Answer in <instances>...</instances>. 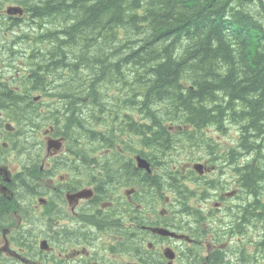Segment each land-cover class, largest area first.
<instances>
[{"label": "flooded vegetation", "instance_id": "1", "mask_svg": "<svg viewBox=\"0 0 264 264\" xmlns=\"http://www.w3.org/2000/svg\"><path fill=\"white\" fill-rule=\"evenodd\" d=\"M22 73L0 78L17 93ZM77 106L78 115L88 107ZM110 120L120 123L112 113ZM48 125L37 137L39 151L22 155L9 145L16 123L0 109V264H264V152L234 151L238 137L212 152L195 146L196 153L172 155L131 141V149L120 143L119 151L94 153L110 167L93 177L83 166L87 153L72 152L69 138ZM31 158L32 166L25 162Z\"/></svg>", "mask_w": 264, "mask_h": 264}, {"label": "trees", "instance_id": "2", "mask_svg": "<svg viewBox=\"0 0 264 264\" xmlns=\"http://www.w3.org/2000/svg\"><path fill=\"white\" fill-rule=\"evenodd\" d=\"M2 1L20 5L26 14L22 20L31 23V27L37 26L35 19L39 17L43 18V30H49L50 23L61 25L60 35L67 39L58 36L56 44L50 42L51 54L47 53L49 49L46 55L44 51L29 50L28 60L38 64L36 73H42L32 76L33 87L45 85L44 76L59 78V86L49 88L56 89L52 97L58 98L64 113L72 104L76 105L78 98L80 104L96 106L98 98L103 97L105 101L99 104L109 106L100 109L105 112L109 109L118 122L139 131L138 142L143 141L154 153H178V140L184 145H199L204 137L209 139L204 128L215 126L221 130L226 123L237 126V140L241 138L246 152L263 150L264 3L261 0ZM48 36L39 34V42ZM68 49H75L73 55ZM123 67L127 70L125 74L120 71ZM65 73L67 77L62 79ZM73 86L77 91L84 87V96L82 92L69 93ZM2 94L0 109L16 123V132L23 129L24 121L36 118L34 113L26 114L37 108L36 102L25 99V112L18 108L21 95L11 90ZM150 105H157L158 109L150 110ZM135 112L139 116L136 120L128 114ZM111 124L94 129L95 138H104L103 142L114 145L113 132L109 131ZM167 125H182L183 129L168 131ZM65 127L78 132L80 138L70 142L83 150L81 137L88 136L87 131L78 122L70 121ZM11 142L18 146L12 139ZM132 144L125 143L124 147L131 149ZM204 145L212 152L211 140L203 142ZM240 148L237 144L234 151ZM250 182L254 185L253 180Z\"/></svg>", "mask_w": 264, "mask_h": 264}, {"label": "bare ground", "instance_id": "3", "mask_svg": "<svg viewBox=\"0 0 264 264\" xmlns=\"http://www.w3.org/2000/svg\"><path fill=\"white\" fill-rule=\"evenodd\" d=\"M263 3L264 1L261 0ZM2 6V7H1ZM14 8H18L20 11L18 12H8V9H14ZM3 11V12H2ZM2 13H4L5 15H9V16H4L2 18H0V77H9L10 78V75L8 74H5V70H3V68L6 65V62H13L15 64V67H14V71H13V75L14 74H18V72H23L21 77H19L18 79H16L19 84L21 85L19 91H17V94L21 95L22 96V99H20V104H21V107H18L19 109H22L23 111H27V103L25 104L24 101L25 99H29L31 100L32 102H36V105H37V108L33 109V112L31 111L30 113H28L29 111L26 112V114H35L36 115V118L34 120H31V121H24L23 123V129L22 130H19L17 132V136L16 138L13 140L14 142H16V145L18 146H15L14 144H12V142H9V145H11V147L13 149H15V152L16 151H19V152H26L27 154H31L32 155H35L37 153V151H39V146L38 144L36 143L37 141V137H41L42 133L44 131H46V129L49 128V123H54V125L56 126L57 129H59V131L61 133H64L66 131V136L69 138L70 141L78 138L79 136H77V133H76V130H74L73 132L71 131V127L67 128L65 127V124L72 121V122H76L75 118H73V111L72 109H69L68 111H66L65 113L63 112L64 109L60 106H51L50 103H59L57 100L58 98L56 97L55 99H53L52 97V93L54 91H56V89H53V88H49V86H53V87H58L59 84H60V80L58 77H55L56 75H52L50 78L44 76V80H46V84L44 85V83H40L39 85H37V87H33L35 86V84L33 83V80L31 79L33 75H42L41 72L38 71V73H36V68L38 67V64L37 63H34V62H30L28 60V56L31 54L30 51L32 52H41L43 53L44 51V54H45V51L48 50L47 53H49L51 50L49 48V45L47 46L46 44H40L39 42V34L35 32V28H41L43 26L44 23H41L42 19L43 18H37L38 16H36L37 19H35L36 21V24L37 26L34 28V27H31L30 24L31 23H27V20H22L26 14H24L23 12V9L20 5L18 4H12V3H9L8 1H2L0 3V16L2 15ZM37 13V12H36ZM16 15H21L22 17H18ZM53 15V14H52ZM35 18V17H34ZM61 18V17H60ZM18 19V20H17ZM33 19V18H32ZM19 21V22H18ZM20 21L23 22V24H20ZM63 26V25H62ZM44 27V26H43ZM58 31H60V29L58 28L57 29ZM6 34H3L5 33ZM28 36H32L34 39H35V42L33 41L32 45H35L32 47V45L30 46H25L27 45L28 43L31 44V40L30 37L29 39L27 40L26 38ZM53 38L52 37H47V42L51 45V43H55L56 41H53L52 40ZM63 39H67V38H63ZM36 41L38 43H36ZM51 42V43H50ZM88 42V41H87ZM36 43V44H35ZM56 44V43H55ZM20 46H22V49H24L23 51H20ZM84 46V44H83ZM31 47V48H30ZM66 48V46H64ZM63 47V48H64ZM30 48V49H29ZM30 50V51H29ZM81 50V49H79ZM84 50V49H82ZM63 51V49H62ZM68 51V50H66ZM69 52V51H68ZM46 53V54H47ZM70 53V52H69ZM45 54V55H46ZM51 54V52L49 53ZM57 54H60V51L57 53ZM65 54V53H64ZM68 54V53H66ZM73 55V53H70ZM68 54V55H70ZM55 55V54H54ZM67 55V56H68ZM71 55V56H72ZM49 57V56H48ZM59 57V56H58ZM57 57V58H58ZM66 57V55H65ZM74 57V56H73ZM51 58V57H50ZM55 58V57H54ZM55 58V59H57ZM66 59V58H65ZM70 59V57L67 58V60ZM48 60V59H47ZM64 60V59H63ZM72 60V59H71ZM75 62V60H73ZM41 62V61H40ZM71 62V61H70ZM18 63L22 65V67H24V69H21L19 68L18 70V66H16ZM47 63V62H46ZM117 63V62H116ZM105 65V64H104ZM14 66V65H12ZM116 66V65H115ZM94 67V66H93ZM104 67V66H103ZM43 68V67H42ZM39 69V68H38ZM43 70V69H42ZM93 70V68H92ZM121 71V70H120ZM100 75V74H99ZM17 76V75H16ZM115 76V75H114ZM13 77V76H12ZM67 77V74L65 73L64 76H62V79H65ZM17 78V77H16ZM1 79V78H0ZM5 78H2L0 80V86L2 85V89L0 90V93L4 92V94L2 95H6L7 91H12V87L11 86H8L4 84L3 80ZM14 79V78H13ZM12 79V80H13ZM6 80V79H5ZM12 80H10L11 82H13ZM16 80L14 79V81L16 82ZM9 81V82H10ZM129 81V80H128ZM17 83V82H16ZM15 83V84H16ZM130 83V81H129ZM11 84V83H10ZM14 84V85H15ZM18 84V83H17ZM78 87V83H75ZM35 91V92H33ZM29 96L31 97V99L29 98ZM112 101V100H110ZM110 101L108 103H110ZM32 104V103H30ZM82 105V104H81ZM87 108H90L92 109V117L90 119V121L83 127L84 130L87 131L88 133V136H82L81 139L83 140V145H82V148L83 150H79V145H74L72 144V152H77V153H87L85 154L82 158V160L85 161V163H83V166L84 168H87L89 169V172L91 171L93 173V177H96L94 176L96 173H99V171L101 170V168H108L110 167L109 166H104L102 164L99 163L98 159L96 158L95 154L94 153H97V152H103V151H106V150H110V151H119L121 150L120 149V143H121V148H124V144L128 142H131L133 141L135 143L139 141V137L137 136L139 134V132L135 131V130H130V128L128 127V125L126 124H123V123H119V124H116V125H113L111 124V120H110V117H111V111L109 109H107V111L105 112L104 110L100 109L101 107H106L108 108L109 104L107 105H104V106H95L94 104H87ZM81 107V106H80ZM227 107V106H226ZM206 109V108H205ZM129 111H131V109H128ZM239 110V109H238ZM4 111V110H3ZM104 113V114H103ZM126 113V112H124ZM124 113L121 114V116L123 115L124 116ZM152 113V112H151ZM25 114V115H26ZM129 115H132L133 119L136 120L139 118L138 115H136V112L133 113V114H130L128 113ZM153 114V113H152ZM176 114V113H175ZM154 115V114H153ZM178 115V114H176ZM175 115V116H176ZM14 116V115H13ZM104 116H105V120H104ZM173 116V115H172ZM169 117H171L169 115ZM177 117V116H176ZM183 117V116H181ZM15 118V116H14ZM50 119V121H49ZM119 119V118H118ZM166 119V118H165ZM180 119V118H179ZM20 119L17 118V122L18 124L22 125L21 121H19ZM158 120V119H157ZM163 120V118L161 119ZM170 120V119H169ZM234 121V120H233ZM232 121V122H233ZM118 122V121H117ZM161 124V121L159 122ZM214 123V122H212ZM109 124H111V127L109 128V131L111 130V132H113L112 134V137H111V141H114V145H112L111 143H107L109 149H107V147H104L106 142H100V140H104V138H95L94 136V129L98 128L99 126H108ZM78 125H80L78 123ZM241 125V124H240ZM165 126V125H164ZM229 127H232V129H236L237 133H238V128L236 125H234L233 123H226L224 124V126L222 127L221 130H218L215 126H209V127H206L203 129V132L208 135V137L212 136L211 134V131H214V132H223L222 134L225 133V131L227 129H229ZM167 130L168 131H171L172 129V125H167L166 126ZM168 134H170L168 132ZM174 134V133H173ZM169 136V135H168ZM239 136V133L238 135H236V137ZM0 137L2 138V131L0 130ZM107 137V140H108V136ZM123 139V140H119L118 141V138L120 139ZM80 138V137H79ZM94 139V142H92L91 140ZM10 140V139H9ZM110 140V139H109ZM197 140V139H196ZM194 140L196 143L197 141ZM209 140H211L210 138L207 139L206 137H204V139L200 142L199 145H202L203 146V142H208ZM11 141V140H10ZM127 141V142H126ZM212 141V140H211ZM213 142V141H212ZM222 142V141H221ZM140 143V142H139ZM239 145H241V148L237 151V152H244V149L242 147V142H241V138L239 140H237V142ZM131 144V143H130ZM138 144V143H137ZM142 144V143H141ZM220 144V141H218L217 143L216 142H213V150L212 151H215V150H219L217 149L218 148V145ZM144 145V144H143ZM197 145V144H195ZM194 145V146H195ZM194 146H191V147H194ZM17 147V148H16ZM21 147V148H20ZM204 147H206L204 145ZM178 149H180L181 151H184L186 153H192L194 152L193 148L190 150V148L186 147L184 144H181L179 142L178 144ZM206 149V152H210L209 149L205 148ZM262 151H258V152H264V138H263V145H262ZM89 152V153H88ZM4 154V152H2ZM1 153V154H2ZM25 154V153H24ZM23 155V153H22ZM5 157V154L3 155ZM29 157V156H28ZM117 158V157H116ZM114 158L116 161L119 160V159H116ZM122 158V157H121ZM35 159H36V156H35ZM122 160V159H121ZM115 161V162H116ZM120 161V160H119ZM153 161V160H152ZM25 162L27 164H30L32 166V158L31 159H25ZM125 162V161H124ZM118 163V162H117ZM25 164V163H24ZM113 164V163H112ZM115 164V163H114ZM116 165V164H115ZM117 166V165H116ZM115 166V168H116ZM123 166V165H121ZM139 166V165H138ZM127 167H130L129 165ZM139 167H143V166H139ZM106 168V169H107ZM125 168V167H124ZM144 168V167H143ZM168 169V170H167ZM122 170V169H121ZM127 170V169H126ZM166 170L168 172H171L172 169L170 168L169 164L166 166ZM84 171V170H83ZM87 172V170H86ZM127 172V171H126ZM158 172V171H157ZM36 173V172H35ZM156 173V172H155ZM21 174V173H20ZM84 174V173H83ZM82 174V175H83ZM100 174V173H99ZM97 174V175H99ZM87 175V174H86ZM105 175V174H104ZM132 175V174H131ZM35 176V174H34ZM41 176V175H40ZM85 176V175H84ZM88 176V175H87ZM90 176H92V174H90ZM102 176V174H101ZM100 176V177H101ZM172 177V176H171ZM175 178H179L178 176H173ZM128 179V178H127ZM126 179V180H127ZM134 179V178H133ZM180 179V178H179ZM130 180V179H128ZM155 180V179H154ZM20 181V180H19ZM141 181V180H140ZM147 181V180H146ZM145 181V182H146ZM147 183V182H146ZM179 183V182H178ZM177 183V185H178ZM126 184V183H125ZM39 185V184H38ZM147 185V184H146ZM151 185V184H150ZM144 186V185H143ZM18 187V186H17ZM16 188V187H15ZM36 188V186H35ZM149 188V187H147ZM167 188V187H166ZM21 189V187H20ZM146 189V187H145ZM264 189V188H263ZM173 191V190H172ZM33 192V191H31ZM37 192V191H36ZM170 192V191H169ZM148 193V192H147ZM27 194V192H26ZM25 195V194H24ZM33 195V194H32ZM35 196V195H34ZM17 197V196H16ZM28 197V196H27ZM22 198V197H21ZM1 199V198H0ZM23 199V198H22ZM34 199V198H33ZM48 199V198H47ZM56 200V199H55ZM24 201V200H23ZM20 200V202H23ZM58 202V200H57ZM6 205V204H5ZM59 205V204H58ZM9 206V205H8ZM56 206V205H55ZM122 208V207H121ZM122 210V209H121ZM120 210V211H121ZM3 211V210H2ZM100 215V214H99ZM103 218V217H102ZM123 219V218H122ZM114 223V222H113ZM116 226V225H115ZM53 227V226H52ZM56 227V226H55ZM44 229V228H43ZM48 229V228H47ZM46 229V230H47ZM121 229V228H120ZM113 230V229H112ZM35 231V230H34ZM40 231V230H39ZM25 232V231H23ZM33 232V231H31ZM42 232V231H41ZM40 232V233H41ZM51 232V231H50ZM35 233V232H34ZM39 233V234H40ZM47 233V232H46ZM33 234V233H31ZM37 234V233H36ZM22 235V234H21ZM27 235V234H26ZM25 235V236H26ZM30 235V234H28ZM41 235V234H40ZM19 236V235H18ZM37 236V235H36ZM28 237V236H26ZM30 237V236H29ZM35 237V236H34ZM15 238V237H14ZM21 238V237H20ZM13 239V238H12ZM11 239V240H12ZM31 239V238H29ZM39 239V238H38ZM26 240V239H25ZM28 241V239H27ZM36 241H37V238H36ZM31 244H32V241L30 240ZM38 242V241H37ZM21 243V242H19ZM23 244V243H22ZM29 244V242H28ZM19 245V244H18ZM21 245V244H20ZM27 245V244H26ZM14 246V245H13ZM24 246V245H23ZM22 246V247H23ZM29 246V245H28ZM31 246V245H30ZM17 248V246H14ZM35 247V246H33ZM32 247V248H33ZM38 247V246H37ZM30 248V247H29ZM36 248V247H35ZM18 249V248H17ZM16 249V250H17ZM19 252V251H18ZM35 254V253H34ZM3 259V258H2ZM1 261V260H0ZM22 264V263H21Z\"/></svg>", "mask_w": 264, "mask_h": 264}, {"label": "rangeland", "instance_id": "4", "mask_svg": "<svg viewBox=\"0 0 264 264\" xmlns=\"http://www.w3.org/2000/svg\"><path fill=\"white\" fill-rule=\"evenodd\" d=\"M2 7V6H1ZM43 21V20H42ZM20 24H23V22H20ZM59 24L57 23V22H55V23H50V29L48 30V29H46V30H43L42 28L43 27H41V28H35V32L36 33H38V34H40L41 36H48L49 35V37H52L53 39V41H57V37L58 36H60V37H65L66 38V36L65 35H60V31H58L57 29L58 28H60L61 27V25H59ZM2 33V32H1ZM0 33V34H1ZM51 33V34H50ZM3 34H6V32L5 33H3ZM55 35V36H54ZM29 37H30V39H29ZM79 38V37H78ZM27 40L29 39V40H31V42H32V39H34L32 36H28L27 38H26ZM76 41V43H79L78 42V40H75ZM34 42H35V39H34ZM44 44H48L49 46H50V44L47 42V39L43 42ZM43 43H40V44H43ZM106 45L108 44V42H106L105 43ZM30 45H32V43L31 44H27V45H25V46H30ZM47 45V46H48ZM109 45V44H108ZM32 46H35V45H32ZM76 49V48H75ZM75 49H68V51L70 52V53H73L72 52V50L74 51ZM24 49H22V46H20V51H23ZM6 65L7 66H5L4 68H3V70H5V74H8V75H10V76H12L13 75V71H14V67H15V64L13 63V62H6ZM12 65H14V66H12ZM121 67V66H120ZM126 69V67H123V70H121V72H123L122 74H125V72L127 71V70H125ZM58 70V69H57ZM128 73V72H127ZM87 83H88V81H87ZM73 87H75V86H73ZM83 88L84 87H82L80 90L81 91H77V88L75 87V88H73L72 89V92H69V93H73V92H82L83 91ZM71 91V90H70ZM79 93V94H80ZM81 95H83L84 96V93L82 92L81 93ZM131 99H132V97H131ZM99 100H104L103 99V97H102V99H101V97L100 98H98V100H97V102L99 101ZM81 100L78 98L77 99V103H75L76 105H75V107L76 108H71L72 109V111H73V118H75V120H76V122H78L80 125H83V127L90 121V119H87L88 118V115H87V113L89 112L88 110H87V108H84L83 109V112L82 113H80L79 115H78V113L79 112H76L77 111V105H79ZM50 105L51 106H58V107H60L61 106V104L60 103H57V104H55V103H50ZM73 105V104H72ZM71 105V106H72ZM70 106V107H71ZM149 109L150 110H155V109H158V106L157 105H150V107H149ZM84 112H85V114H84ZM28 113H30V111L28 112ZM90 114L92 115V110L90 109ZM83 116V117H82ZM104 120H105V116H104ZM236 124H238L237 122H236ZM239 124H241V123H239ZM238 124V125H239ZM242 126V125H241ZM240 128V127H239ZM76 133L78 134V132L76 131ZM223 132H214V131H211V134L212 135H217L218 136V141H222L224 144L223 145H225V142L226 141H231V140H233L234 139V137H236V135H238V133H237V131H236V129H232V127H229V129H227L226 131H225V133L224 134H222ZM194 138V137H193ZM192 138V139H193ZM251 139V138H250ZM198 140V139H197ZM203 140V139H202ZM179 142L180 141H178L177 143H176V146L178 147V144H179ZM197 146H202V145H197ZM195 147V146H194ZM193 147V150H194V152L196 153L197 152V150L198 149H195ZM168 151V150H167ZM204 152H206V149L204 150ZM244 152H246L245 150H244ZM246 153H249V152H246ZM255 155V154H254ZM257 155V157L256 158H263V155H261V154H256ZM253 159V158H252ZM167 160H169L168 158H167ZM165 161V160H164ZM9 162L14 166L15 165V163H16V160L13 158V156H11V158L9 159ZM168 162V161H167ZM255 167L257 168L258 167V165H255ZM163 168H164V170H166V166L164 165L163 166ZM167 171V170H166ZM169 176H170V174H169ZM179 182V180H175V181H171L170 182V180H169V183L171 184V183H178Z\"/></svg>", "mask_w": 264, "mask_h": 264}, {"label": "water", "instance_id": "5", "mask_svg": "<svg viewBox=\"0 0 264 264\" xmlns=\"http://www.w3.org/2000/svg\"><path fill=\"white\" fill-rule=\"evenodd\" d=\"M264 1V0H263ZM18 11H20L18 8H14V9H8V12L10 13V12H18ZM137 160H138V165L139 166H143V167H145V168H149V166H148V163L143 159V158H141V157H137ZM199 165H196V167H198Z\"/></svg>", "mask_w": 264, "mask_h": 264}]
</instances>
